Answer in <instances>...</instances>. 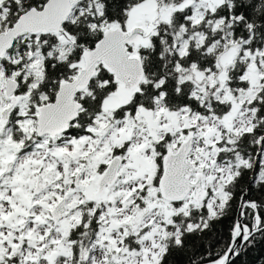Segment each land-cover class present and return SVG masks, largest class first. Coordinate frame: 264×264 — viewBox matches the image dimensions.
Listing matches in <instances>:
<instances>
[{"label": "snow or ice", "instance_id": "obj_1", "mask_svg": "<svg viewBox=\"0 0 264 264\" xmlns=\"http://www.w3.org/2000/svg\"><path fill=\"white\" fill-rule=\"evenodd\" d=\"M261 246L264 0H0V264Z\"/></svg>", "mask_w": 264, "mask_h": 264}, {"label": "trees", "instance_id": "obj_2", "mask_svg": "<svg viewBox=\"0 0 264 264\" xmlns=\"http://www.w3.org/2000/svg\"><path fill=\"white\" fill-rule=\"evenodd\" d=\"M262 254H264V246L252 250L247 257H242V259L246 260L247 264H259L257 257L261 256Z\"/></svg>", "mask_w": 264, "mask_h": 264}]
</instances>
